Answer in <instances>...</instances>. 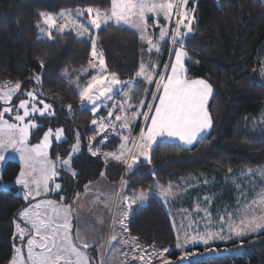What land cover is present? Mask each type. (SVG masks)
<instances>
[{
  "label": "trees",
  "instance_id": "obj_1",
  "mask_svg": "<svg viewBox=\"0 0 264 264\" xmlns=\"http://www.w3.org/2000/svg\"><path fill=\"white\" fill-rule=\"evenodd\" d=\"M188 5L195 8V20L193 31L186 37L185 50L191 57L185 64L186 75L203 79L212 87L207 107L211 130L189 148L163 142L151 153V164L142 162L133 174L127 175L125 164L111 158L106 162L103 157L116 146L118 135L109 134L104 143L100 142L101 137L90 139L92 149H99L98 156L85 147L87 137L92 136L94 116L87 107H81L79 94L71 88V82L87 70L92 60L91 44L78 39L73 32L53 31L52 40L37 38L40 12L58 13L88 6L108 9L110 0H0V84L19 82L22 88L33 87L40 98L55 105L57 116L45 127H64L68 139L59 149L52 150L53 156H65L67 145L73 143L77 133L81 137L82 144L72 162V170L78 175L74 177L67 172L62 177L68 192L82 191L84 185L99 178L102 172L112 184L120 179L129 181L124 190L129 195L151 189L149 185L154 180L167 185L186 177L218 181L212 185L214 190L221 188L220 179L244 167L264 166V122H259L264 111V81L259 75L264 62V1L188 0ZM153 30L156 38L158 30ZM96 34L108 71L116 72L121 80L134 78L140 63L148 56L146 44L127 27L125 30L109 27ZM167 56L165 43L160 69ZM65 68L68 79L59 75ZM37 76L41 77V85L37 84ZM137 87L139 92L133 96L136 101L144 88L141 80ZM19 170L17 163L7 162L2 180L12 182ZM24 205L16 188H0V264H8L12 258L14 221ZM126 227L130 237L138 238L139 245L147 248L155 245L158 251L168 248L171 252L167 256L178 258L169 213L156 197L133 206ZM211 247L228 250L206 252ZM211 247L189 249L188 252L196 250L202 255L189 259L187 264H264V230Z\"/></svg>",
  "mask_w": 264,
  "mask_h": 264
},
{
  "label": "snow or ice",
  "instance_id": "obj_2",
  "mask_svg": "<svg viewBox=\"0 0 264 264\" xmlns=\"http://www.w3.org/2000/svg\"><path fill=\"white\" fill-rule=\"evenodd\" d=\"M188 0H110V8L101 9L100 7L88 6L84 9H77L75 18L71 17V12L61 11L57 14L59 17L66 18L64 23H59L57 15L52 13L40 12L45 28H40L42 35H46L49 40L53 39V30L58 34H64L66 28L71 25V30L75 31L77 37L83 38L87 35L91 42V57L89 60V66L96 68L97 63L99 65V72L93 75L88 83L79 89V97L82 102H87L91 105V112L94 117L97 113L100 104L99 101L108 100L112 101V109L118 108L123 115H115V121L111 118L114 113L110 109L108 111V118L99 117L92 120L93 125L98 124L97 134L105 133V136L100 141L104 143L107 140L106 130L111 128L116 131L117 127L131 131V123L137 116L143 115L146 120H150V123L146 124V131L142 128L140 133V139L135 142V151L127 147L130 140L129 136L121 134V145L119 154L115 152L104 153V159L107 162L109 158L126 164V174L131 175L135 172L136 168L142 163H152L151 153L155 150L156 146L161 145L167 140H178L183 145H193L198 141L208 130L212 127V119L207 110V103L213 90L211 85L203 79L190 80L186 75V61L191 60L186 48V37L193 29L191 25L195 20L194 15H189L186 9ZM195 12V8L192 9ZM85 13L87 16V24L82 22L79 17H82ZM176 16L175 29L169 30L166 27H162L160 30L159 38H155L148 33L149 20L152 17L156 18L158 22L159 17L163 16L166 21H170L173 16ZM91 29L99 30L107 29L109 27L116 30H125V26L130 29H135L139 34L141 42H147L148 52L151 53L153 49L157 53L160 51V42L164 41L171 31V43L173 48L171 51L175 53L174 62L170 61L169 65H165V68L170 66L171 71L165 72L160 75V79L157 81L154 79V70L157 65L149 61L147 64L143 61L140 63L137 71L134 74V78L128 80H121L116 72H109L103 50H97L100 43V37L98 34H94ZM39 27V25H37ZM183 29V30H182ZM40 38L39 36L37 37ZM93 61H96L94 63ZM198 63V61H196ZM44 63L41 61V68L43 69ZM62 79H68V69L65 68L59 74ZM140 78L143 81L151 85L153 83L157 86V92H153V98H158V103L152 104L142 100L141 106L147 104L149 111H140L139 109L132 110L131 100L133 96L138 92L136 87ZM37 84L41 85V77H35ZM77 87H79V80L76 81ZM0 88H7L6 92H0V101L4 104H9L13 100V95L20 90L21 84L17 82L15 86L9 84L0 85ZM162 89V91H160ZM148 89H145V93H148ZM40 96L43 92L39 93ZM122 96V101L119 105L115 103L114 97ZM27 99H20L18 108L23 110V115L16 113L14 121L18 123H8L4 120V115L13 111L12 108L5 107L0 112V161H4L7 157L4 153L11 148L13 151L20 154L21 162L31 168L33 162L37 157H46L47 149L52 143L53 130L49 128L43 133V137L38 144L29 145L30 130H40V125L36 123V119L45 117L46 115H54L52 105L45 103L43 99L38 100V94L34 91H28L26 93ZM37 101L43 107L37 106ZM71 111V105L68 106ZM155 109L154 113L151 109ZM129 110H132L131 117L128 115ZM35 114H38L35 115ZM27 118V121H26ZM26 121V122H25ZM64 134V129L58 128L55 130V139L57 142L61 141ZM90 139H94L90 138ZM80 148V137L77 133V143L73 145L69 152V157L61 159L57 157V161L61 165L64 171H70L72 176H77L78 173L72 170V162L74 154L78 153ZM89 151L93 156L99 155V149L93 150L91 145ZM130 155V161L128 156ZM143 157V161H141ZM252 170L249 169V172ZM264 174V169L261 170ZM59 173L56 170V162H48L46 159L40 170L39 179L27 178L31 175L23 168L20 174L15 180V184L22 185L27 191L25 192V199L33 195V191L30 189V183L35 185V196L41 194V187L45 192L49 189V180L54 178ZM104 173H101L103 176ZM129 181L122 180V187L127 185ZM149 187H155L159 190V195L162 199H167L173 195L171 185L165 187L159 181L154 180L153 184ZM61 185L56 184L55 189H60ZM87 190V186H86ZM151 195L150 192L140 191L134 193L131 198L123 196V204L127 205L128 211L123 212L124 219H121L119 223L124 226V220L128 218L129 212L133 209L134 205L145 202ZM66 197H61V200H65ZM260 204H264V195L260 197ZM46 205L53 206L54 217H50L47 220L40 218L39 213H31L30 209H25L20 213L22 218L26 219V222H30L34 234L27 241V259L24 264H90V261L85 253H83L74 244L70 230L72 227L71 220V208L72 205L55 206L53 201H44ZM74 203V202H73ZM255 204V202H253ZM41 205H35L39 208ZM259 211V214H256ZM35 215L36 219H31V216ZM63 218V223H53V220H59ZM231 219V215L229 217ZM221 221H224V217H221ZM19 236L23 240L25 236V230L20 228ZM175 228V225H174ZM229 233L231 235L242 237L249 232H256L258 230H264V211L255 209L253 206H246L241 213V218L238 223H231L229 225ZM124 231H127V227H124ZM180 230H177V243L178 249L185 248L188 244L203 243L207 245L210 240L217 238L223 239V227L220 232L206 231L198 233L197 235L190 236L187 231L184 232L183 242H181ZM39 237V241L35 237ZM116 236L110 237L111 241H115ZM137 237H131L130 240L123 241L124 244L133 245L132 251L135 252L140 246L138 244ZM83 248H88L90 245L85 241L82 244ZM155 252V245L151 246ZM34 248H39V252H35ZM17 256L13 258L12 264H17V260L20 259L21 248H15ZM207 251V249H206ZM169 252L168 248H164L158 252L157 255L163 258L164 253ZM195 252H183L182 260H188L190 256L197 255ZM133 256V259H136ZM139 259L144 261V256L140 255ZM147 264H152L151 258L147 261ZM161 264H171L166 259H161Z\"/></svg>",
  "mask_w": 264,
  "mask_h": 264
},
{
  "label": "rangeland",
  "instance_id": "obj_3",
  "mask_svg": "<svg viewBox=\"0 0 264 264\" xmlns=\"http://www.w3.org/2000/svg\"><path fill=\"white\" fill-rule=\"evenodd\" d=\"M186 9L189 12V15H193L192 9L189 8L188 2L186 5ZM65 12H71V17L75 18L76 10H68ZM59 13L60 12L52 13V14L57 15ZM87 16L88 14L85 13L82 17H79V19L85 24H87ZM57 19L59 23H64L66 18H62L57 15ZM176 19L177 17L174 15L170 21H166L163 16H160L157 22L156 18L152 17L149 20L148 33L153 35L154 34L153 29L157 28L158 32L156 38H159L160 30L162 27H166L169 30L175 29ZM193 24L191 25V27L193 26ZM38 25H39L38 27L39 37L47 38L46 35H42L40 32V28H45V25L43 24L41 17L38 22ZM88 26L90 30L94 34H96L97 30L91 29L90 25ZM131 30L136 33L135 29H131ZM65 32H73L76 35L75 31L71 30V25H69V27L66 28ZM136 34L139 37V34L138 33ZM77 38L87 40L91 44L87 35L83 38L80 37ZM144 43L146 44L145 46L148 56L145 58L143 62L147 64L149 61H151L152 63L157 65V68L154 70V79L158 81L160 79V75L164 74L166 71L167 72L171 71L170 66L168 68H165V65H169L170 61L174 62L175 60V53L174 51H171V49L174 47L173 44L171 43V31H169L168 37L164 41L160 42L159 53H157L155 49H153L152 52L149 53L147 42L145 41ZM165 43L168 46V56L165 64L160 69L159 66L160 55ZM97 50L99 51V49ZM93 62L96 63V61ZM98 72H99L98 63L96 68H91L90 66H88L87 70H85L84 72L82 71L77 77V79L71 82V88L79 94V89L84 87L88 83V81L91 80L92 76L98 74ZM259 75L260 78L264 81V62H262L259 67ZM188 79L194 80L191 78ZM77 80H79V87H77V83H76ZM140 80L142 81V84H144V88L141 89L142 96L137 101L136 99L132 98L131 100L132 110L139 109L142 112L149 111L147 104L141 106L140 102L144 100L152 104L158 103L159 102L158 98L154 99L152 95L153 92H157V86L155 83L151 85L146 84L143 81V78H140ZM5 84L15 86V84H10V83H5ZM0 85H4V84H0ZM138 88L139 87H137V89ZM146 88L149 90L147 94L145 93ZM7 90H8L7 88H0V92H6ZM28 91L35 92V89L30 86L26 88L21 87L20 90L13 95V100L9 104L6 105L4 104L3 101H0V112H2L5 107H9L13 109L12 112L6 113L4 115V120H6L8 123H18L14 121L13 118L17 112L23 115V110L19 109L18 105L20 99H27L26 93ZM160 91H162V89H160ZM210 98L211 96L209 97L206 107H208ZM39 99H43V98H40L38 96V100ZM122 99L123 98L120 95L114 97L115 103L117 105L121 103ZM43 100L45 101V103L52 105V110L54 111V115H46L45 117L36 119L35 122L38 123L41 127L39 131H36L35 129L30 130L28 143L29 145L38 144L43 137V133L47 131L49 128H51L53 130V137L51 138L52 143L47 149V156L37 157V159L33 162L32 167L29 168L26 167L21 162L20 154L9 148L4 153L7 159L4 161H0V188L5 190L10 189L11 187L16 188L17 195L21 197L25 202L24 207H22L16 220L14 221L13 254L8 264H12L13 258L17 256V253L14 250L15 248L22 249V252L20 253V259L17 260V264H24V261L27 259V255H28L27 241L34 234V230L32 229L31 223L26 222V219L22 218L20 216V213L23 212L25 209H30L31 213H39L40 218H43L45 220L55 216V213L53 212V206L44 204L43 203L44 201H53L55 206H62L69 204L72 205L71 208L72 227L70 230V234L77 248H79L83 253L87 255L90 264H147L149 258H151L152 264H161V259H166L170 261L171 264H187L189 259H195L202 255V253H200L199 251L193 250L191 252H195L198 254L194 256H190L188 260H182L181 257L183 255V252L185 251L188 252V250L193 247L200 246L203 248H209L217 244L225 245L233 241H239L248 236L255 235L262 231V230H258L256 232H249L242 237H237L231 235L228 230L229 225L231 223L239 222L241 218V213L243 212L246 206H253L255 209L264 211V204H260L259 202L261 195H264V174L261 173V170L264 169V166L244 167L241 170L237 171L236 173L230 174L227 177L220 179V182L222 183H221V188H219L220 189L219 192H218L219 189L217 188L213 190V186H212L215 183H218V181L215 182L213 180L205 179L204 177L202 178L186 177V178L178 179L177 181L172 182L170 184L164 185L165 187L171 185L173 190V195L170 196L167 199V201H165L160 197L159 190L155 187H152L151 189L144 191V192H150L151 195L149 197H156L160 201V203L165 207V209L168 211L171 219L172 227L175 233V237H177V230H180L179 234L181 236V242H183V235L185 231H187V233L190 236H192L206 231L220 232L222 227H223V236H224L223 239L217 238L214 240H210L207 245L199 242L194 244L190 243L183 249H178L175 246V250L179 253L177 259H173L167 256L171 252V249H169V252L164 253L163 258L157 255V253L160 251L156 250L154 252L153 248H147L141 245H139L140 247L135 252H133L132 251L133 245L131 244L126 245L123 243L124 240L126 239L130 240L131 238L128 235L127 231H124V227L126 226L128 218L124 220V226H122L119 223V221L121 219H124L123 212L128 211L127 205L123 204V196H128L129 198H131L134 193H138L140 191L134 192L130 195L125 194L124 191L125 186L122 187L121 185L122 179H120V181L117 184H112L108 182L105 179V177L100 176L94 181L84 185L82 191H78L76 193L75 191H72L71 193L68 192L67 189H65L63 186L64 180H62V177L65 175L64 173L67 172L71 173V172L63 170V168L57 161V157H60L59 155L56 156L52 155V150L59 149L61 147L60 145L68 138L64 130V134L61 141L57 142L54 135L55 130L58 128L64 129V127L62 126L45 127V123L51 122L57 116V113L55 112V108H54L55 105L51 101H48L46 99ZM98 103L100 104V107L97 113L95 114L94 118H99L102 116L108 118V111L111 109L114 115L109 119H111L118 125L119 122L115 121V115H123V113H121L118 108L112 109V101L102 99ZM80 104L81 107H87L89 111H91L90 110L91 105L88 104L87 102H84L82 105V102L80 100ZM37 106L43 107V105H40L38 101H37ZM132 110H129L128 112V115L130 117ZM154 111H155L154 108L151 109L152 113H154ZM35 115L38 116V114ZM259 122H264V111L259 119ZM148 123H150V120H146L143 115H139L136 117L134 121H132L130 132L122 129V134L130 137L127 147L129 149H132V151L136 150L134 144L135 142H138L140 139L141 129L143 128L146 131V124ZM137 126L138 128L136 130ZM91 127H92V131H91L92 136L87 137L86 139L87 141L85 144V147L88 151L92 142L90 138L93 137L94 139L96 137L103 138L105 136V133L97 134L98 124L93 125L91 123ZM210 130L211 128L204 135L208 134ZM106 134L107 136L109 134L115 135L108 129L106 130ZM118 137L119 140L116 146L105 153L115 152L119 154L120 145L122 141H121V135H118ZM167 142L176 143L186 148L192 146V145L185 146L178 140H167ZM76 143H77V136L76 139H74L73 143L67 145L68 153H66L65 156L60 158L61 159L68 158L70 150L72 149L73 145H75ZM81 144H82V140L80 137V145ZM128 158L130 161V155L128 156ZM45 159L48 162H56V170L59 174L54 178V180H49L48 186L49 189L51 190L45 192L44 188L41 187L40 189L41 194L39 196H35L36 186L30 183V189L33 191V195L25 199V192L27 190L22 185L15 184V180L17 176L20 174L22 168L26 172H29L31 174L27 177L30 181L33 178L39 179L40 170L44 164ZM140 159L141 161H143V157H141ZM9 161H13L17 163L20 166V170L18 175L15 177V179L12 182L5 183L2 180V174L6 163ZM126 167L127 166L125 164V169ZM249 169H251L252 171L249 172ZM56 184H60L61 188L55 189ZM86 186H87V190H86ZM61 197H66V199L61 200ZM145 202L140 203L138 205H142ZM253 202H255V204ZM37 204H40L41 206L39 208H36L35 205ZM256 214H259V211H257ZM230 215H231V219L229 218ZM221 217H224L223 222L221 221ZM36 218L37 217L35 215L31 216V219H36ZM53 223L62 224L63 218H60L58 221L54 219ZM17 225H19L20 228H23L25 230V236L23 240H21L19 236V229L17 228ZM112 236H116L117 239L115 241H111L110 244V237ZM35 239L39 241L38 236H36ZM85 241L90 245V247L86 249L89 250L93 258L90 257L87 253V250L82 247V244ZM219 250L227 251L228 249L221 248ZM219 250L211 247L207 249L206 252H217ZM34 251L39 252L40 249L34 248ZM140 255L144 256V261H141L139 259ZM133 256H136L137 258L133 259Z\"/></svg>",
  "mask_w": 264,
  "mask_h": 264
},
{
  "label": "built area",
  "instance_id": "obj_4",
  "mask_svg": "<svg viewBox=\"0 0 264 264\" xmlns=\"http://www.w3.org/2000/svg\"><path fill=\"white\" fill-rule=\"evenodd\" d=\"M104 117V116H102ZM107 118V117H104ZM114 122V121H113ZM108 130H110L112 133H114L115 135H121L122 134V129L117 127L116 131H113L111 128H108Z\"/></svg>",
  "mask_w": 264,
  "mask_h": 264
},
{
  "label": "crops",
  "instance_id": "obj_5",
  "mask_svg": "<svg viewBox=\"0 0 264 264\" xmlns=\"http://www.w3.org/2000/svg\"><path fill=\"white\" fill-rule=\"evenodd\" d=\"M161 54H162V52H161Z\"/></svg>",
  "mask_w": 264,
  "mask_h": 264
}]
</instances>
